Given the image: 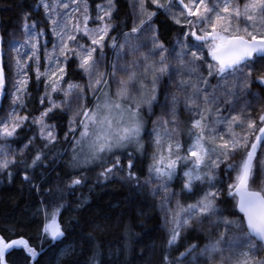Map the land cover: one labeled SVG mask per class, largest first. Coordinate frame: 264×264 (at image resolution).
I'll return each instance as SVG.
<instances>
[{
    "label": "snow or ice",
    "instance_id": "1",
    "mask_svg": "<svg viewBox=\"0 0 264 264\" xmlns=\"http://www.w3.org/2000/svg\"><path fill=\"white\" fill-rule=\"evenodd\" d=\"M40 5L55 41L49 50L48 41L41 42L45 29H38L37 21L23 14L24 41L9 44L16 75L10 93L6 91L7 53L0 35V99L11 95L13 101L7 117L0 118V140L5 142L0 144V170H8L10 178V166L24 164V179L31 183L27 169L48 163L46 157L55 164L67 149L45 151L57 142L56 125L48 121L56 110L67 109L71 115L63 139L71 148L70 168L96 166L98 181L119 178L133 182L137 189L148 187L153 196L162 194L159 207L165 213L167 236L160 264H264V108L253 113L254 101L264 97L252 88L257 83L264 89V74L253 75L258 64L264 65V0H131L132 18L119 24L114 19L117 0L96 4L95 16L88 0H40ZM161 12L181 26L171 49L155 23ZM118 28L122 40L110 35ZM41 48L47 61L43 71ZM142 48L147 50L141 52ZM127 55L132 59L125 60ZM72 57L86 84L65 81ZM30 69L38 84L44 77L39 103L48 102L39 115L31 116L20 114L31 95ZM110 80L118 85L114 93ZM173 86L175 90L169 91ZM53 94L62 98L54 99ZM154 105L166 108L167 118L157 117L147 129L144 113L152 114ZM181 105L191 113L183 122ZM29 125L35 131L25 138L19 153L9 152L8 142L19 138ZM181 131L186 142L180 138ZM145 135L153 151L141 184L137 169L140 157L147 153ZM37 138L42 148L34 144ZM30 147L34 148L30 163L17 161V155ZM177 176L182 186L174 192L170 185ZM82 177L85 172L71 176L68 186L82 185ZM33 187L40 191L38 184ZM44 191L52 195L51 190ZM197 191L191 202L179 199L181 193ZM60 193L57 188L50 211L43 197L38 209L44 216L41 237L53 243L65 236L59 220L65 207ZM87 201V196L82 197L73 210ZM234 210L238 212L227 214ZM95 226L104 231L109 227L107 217ZM87 238L95 239L91 233ZM182 240L183 250H179ZM12 251H22L28 264H39L43 247L38 252L24 235L6 239L0 234V264H8L6 254ZM81 251L85 250L81 247ZM75 252V244H65L57 264L62 260L101 264L98 242L90 253L85 252L84 260L75 258Z\"/></svg>",
    "mask_w": 264,
    "mask_h": 264
},
{
    "label": "trees",
    "instance_id": "2",
    "mask_svg": "<svg viewBox=\"0 0 264 264\" xmlns=\"http://www.w3.org/2000/svg\"><path fill=\"white\" fill-rule=\"evenodd\" d=\"M90 12L96 14V4L102 0H88ZM40 0H0V35L4 38V51L7 53L5 58V72L7 77L6 91H14L13 84L16 80L15 68L11 66V57L13 53L9 49V44L12 41L23 42L25 38L22 30L23 14L27 13L29 20L37 21L38 28H44L48 31V21L46 20L45 10ZM132 8L129 0H117V13H114V19L119 24L121 20H131ZM155 23L159 26L161 39L171 49L174 40L180 35L181 26L174 25L169 18L161 13L155 18ZM130 26V25H129ZM123 31H127L128 27H124ZM121 29H116L110 35H117L118 39ZM147 50V49H146ZM141 50V52L146 51ZM105 52L109 58L112 57V51L106 45ZM139 55V54H138ZM132 57V56H131ZM264 74V65L258 64L253 72L254 76ZM29 75L32 79L29 81L28 90L31 93L27 97V107L21 109L22 115L28 113L30 116L39 112L46 106L39 103V97L44 92L43 80L40 78L39 84L36 81L34 71L29 70ZM72 80L86 84V77L76 67L73 59L69 61L68 74ZM216 83L215 80L212 81ZM115 80H110L111 87ZM253 90L259 91L264 97V89H261L257 83H253ZM175 90L170 88L169 91ZM85 91H88L85 88ZM89 95H91L89 93ZM162 99V97H161ZM91 103V101H89ZM256 105L253 109L255 114L261 108H264V100L254 101ZM13 107L11 95H5L0 99V118H6L8 112ZM159 106H155L157 109ZM181 106V121H185L191 117V113L182 110ZM164 110H167L164 108ZM160 113L148 115L145 110V118L147 120L146 128L149 129L152 125L153 118L167 114L160 107ZM57 115L49 119V123H55L57 130V142L55 148H50L45 151L50 152L56 149H67V152L56 159L55 164L52 163L51 157H46L48 163L36 167L35 169H27L31 177V183L24 179L25 165L17 163L10 166L12 172L11 177L8 176V170H0V234L6 239L16 238L19 235H24L29 239V242L37 247L38 252L43 251L37 258L39 264H57L56 258L61 247L65 244H75L76 252L74 257L80 260L85 259V252L90 253L92 245L96 242L100 245L101 264H160L161 254L164 250V243L167 236V226L164 222L165 213L159 207L161 193L155 196L148 190V187L137 189L135 184L130 181H124L119 178H113L108 181L97 180V172L100 169L96 166H81L77 169L69 167L68 161L71 158V148L64 141V133L68 131V119L71 113L65 109L63 112L56 110ZM52 116V114H49ZM184 124H181L183 129ZM30 129V130H29ZM35 130V126L29 125L21 136L17 139L10 140L8 151L11 153H19L25 138L31 136ZM223 131V129H221ZM182 141L186 142V137L183 131ZM147 153L140 157L138 175L143 179L147 176L148 171V154L152 150L150 139L147 135L144 137ZM5 143L0 140V144ZM35 145L43 147L42 141L37 138ZM34 154V148L26 149L23 155H17V161L27 159L30 163L31 156ZM124 162L122 157V163ZM81 172H85V177H82L84 183L80 186H68V181L71 176H79ZM123 175V173H121ZM156 183V181H153ZM33 184L40 186L38 192ZM258 187V186H254ZM57 188L61 190L65 207L60 212V223L65 229V236L53 243L49 237H41V230L44 225V216L40 209L41 198L43 202L49 205L50 201L57 196ZM45 189L51 190L52 195L45 194ZM84 196L88 197L84 207L73 210V207L79 203ZM173 206L175 199L172 200ZM238 210H234L227 214L234 215ZM107 217L109 227L104 231L99 230L95 225L100 220ZM127 229V231H126ZM91 233L95 238L90 241L87 234ZM192 233H189V239L192 238ZM201 245L205 242L203 233H200ZM183 243L179 250H183ZM154 246V247H153ZM81 247L85 250L81 251ZM143 250V251H141ZM8 264H28V259L22 251H12L11 254H6ZM61 264H66L65 260Z\"/></svg>",
    "mask_w": 264,
    "mask_h": 264
},
{
    "label": "rangeland",
    "instance_id": "3",
    "mask_svg": "<svg viewBox=\"0 0 264 264\" xmlns=\"http://www.w3.org/2000/svg\"><path fill=\"white\" fill-rule=\"evenodd\" d=\"M130 2H131V0H129ZM93 16H95V14L93 15ZM91 23V22H90ZM38 28V27H37ZM39 29V28H38ZM79 38V37H78ZM43 40H47L48 41V49L49 50H51V48H52V43L55 41V37H53L52 35H51V33H50V29H48V31L47 32H45V35H44V37L43 38H41V42H43ZM85 43H87L88 41H84ZM126 50V49H125ZM141 50H146L145 48H142ZM43 48H41V70L43 71L44 70V67L46 66V64H47V61L44 59V56H43ZM139 53H136V57L137 58H139V55H138ZM72 59H73V61H75V57H72ZM124 59L125 60H131L132 59V57H131V55H127V56H125L124 57ZM75 65H76V63H75ZM76 67H77V65H76ZM78 68V67H77ZM120 75H123V73H120ZM41 79L44 81V77H41ZM64 79H65V81H67V80H69V79H71L69 76H65L64 77ZM72 80V79H71ZM74 81V80H73ZM213 83V82H212ZM114 86H115V88L118 86L117 84H116V82L113 84ZM111 89H112V87H111ZM112 92L114 93L115 92V89H113L112 90ZM53 98L54 99H61L62 97L60 96V95H58V94H53ZM46 106H48V102H47V100H46ZM182 106V105H181ZM160 106L157 108V109H155V105H154V107H153V113L151 114V115H155V114H157L158 112L160 113ZM164 112H162L163 114H167V110H164V109H162ZM182 110H184L183 108H182ZM22 110L20 109V112H21ZM21 114V113H20ZM148 115H150L149 113H147ZM22 115V114H21ZM166 118V117H165ZM157 118H153V121L154 120H156ZM153 127V124L151 125V127L149 128V129H151ZM35 131V130H34ZM181 140H182V134H181ZM150 139V138H149ZM153 151V149L150 151V153L148 154V156L150 157L149 158V160H148V164L151 162V156H150V154H151V152ZM180 167L182 168L183 167V163H181V165H180ZM181 186H182V184H181V180H180V178H179V176H177V178L171 183V185H170V188H171V190L172 191H174V192H179V190L181 189ZM199 194V192L197 191V193H195V194H193V195H189V194H186V193H181L180 195H179V199L181 200V202H184V203H187V202H191V201H193L194 199H195V197H196V195H198ZM175 252H176V249H174L173 250V254H175Z\"/></svg>",
    "mask_w": 264,
    "mask_h": 264
}]
</instances>
